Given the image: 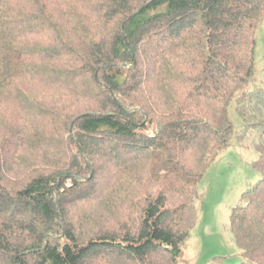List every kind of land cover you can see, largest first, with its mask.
<instances>
[{
  "label": "trees",
  "instance_id": "16d2710c",
  "mask_svg": "<svg viewBox=\"0 0 264 264\" xmlns=\"http://www.w3.org/2000/svg\"><path fill=\"white\" fill-rule=\"evenodd\" d=\"M263 18L264 0H0V264H180L233 104L264 132ZM257 151L240 264H264Z\"/></svg>",
  "mask_w": 264,
  "mask_h": 264
},
{
  "label": "rangeland",
  "instance_id": "374dc122",
  "mask_svg": "<svg viewBox=\"0 0 264 264\" xmlns=\"http://www.w3.org/2000/svg\"><path fill=\"white\" fill-rule=\"evenodd\" d=\"M256 38V76L246 89L249 92L264 91V18ZM236 108L237 103H234L230 110L236 136L198 185V221L183 248L180 264H240L244 261L232 233L231 215L243 193L261 178L254 163L260 157L257 146L264 144V132L254 126L246 127Z\"/></svg>",
  "mask_w": 264,
  "mask_h": 264
}]
</instances>
